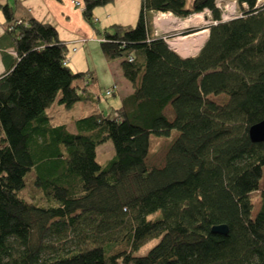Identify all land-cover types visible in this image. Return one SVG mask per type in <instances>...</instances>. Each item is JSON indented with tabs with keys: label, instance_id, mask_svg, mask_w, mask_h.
<instances>
[{
	"label": "trees",
	"instance_id": "1",
	"mask_svg": "<svg viewBox=\"0 0 264 264\" xmlns=\"http://www.w3.org/2000/svg\"><path fill=\"white\" fill-rule=\"evenodd\" d=\"M112 1L85 0L83 17L134 91L75 133L48 115L59 95L67 110L95 100L75 85L68 45L0 3L16 55L0 77V264H264V141L249 137L264 120V5L236 0L243 17L222 22L215 0H142L135 26L102 31L93 11ZM205 9L217 23L195 57L155 36V14ZM173 131L163 164L148 166L151 135Z\"/></svg>",
	"mask_w": 264,
	"mask_h": 264
},
{
	"label": "crops",
	"instance_id": "2",
	"mask_svg": "<svg viewBox=\"0 0 264 264\" xmlns=\"http://www.w3.org/2000/svg\"><path fill=\"white\" fill-rule=\"evenodd\" d=\"M73 1L74 0H0V3L11 6L15 11V17L17 19L35 18L54 25L57 28L59 39L68 45L70 50L69 63L67 65L74 73L84 74L82 78L77 80H82V85L77 86L81 89L85 88L95 98V92H93L90 87L92 82L98 81V66L89 60V56H91L92 50L95 51V53L96 50H98L97 55L101 56L98 57L99 61L101 60L102 63L105 61L100 49V41L102 39L83 17L85 0H76L83 4L82 8L76 7ZM114 1L116 0H113L111 3L114 4ZM140 11L141 7L137 9L135 7V10L134 8H125L120 12H115L113 7L108 4L95 8L93 15L97 21V26L103 31L104 29H108L107 25H111V27L113 25L134 26ZM156 15L157 14H155L153 18L155 36L164 38L168 43L167 38L163 37L162 34L158 32V28L155 25ZM6 27L5 17L0 10V77L6 73L10 62L16 57L13 48L8 44V38L5 37ZM90 43H92V50L88 48L87 51L85 47ZM174 51L180 53L177 49ZM105 62L108 70L107 73L109 74L107 79L109 80V77L112 79L108 85L110 88L114 86L117 87L114 95L118 94L121 90H123L124 93L121 97V104L118 107L120 108L122 100L126 96L132 94L134 88L123 76L121 68L122 60L111 63ZM77 81L75 83H77ZM118 108H116L114 112Z\"/></svg>",
	"mask_w": 264,
	"mask_h": 264
},
{
	"label": "rangeland",
	"instance_id": "3",
	"mask_svg": "<svg viewBox=\"0 0 264 264\" xmlns=\"http://www.w3.org/2000/svg\"><path fill=\"white\" fill-rule=\"evenodd\" d=\"M190 1V0H189ZM141 0H116L114 1V4L110 3L109 6L113 7V10L122 11L125 8H134L136 9L141 7ZM259 7L264 5V0H260L257 4ZM238 13L244 15V10H247V7L240 6L238 4ZM161 14V13H160ZM160 14L156 15V18L160 16ZM197 15L202 16L201 12L196 13ZM190 15L189 17L185 19H180L181 22L187 21V20H192L195 19L194 15ZM204 19V22L198 23V24H190L188 26H180V23H177L175 26L169 25L166 26V28L159 30L162 34L163 37L167 38L168 45L170 46V41H175L181 37H190V39L194 38L193 35L196 33L203 31V30H208L209 31V26L212 25V15L207 16L204 15L202 16ZM208 17V18H207ZM243 17V16H242ZM178 18V17H177ZM138 20V18H137ZM135 21V25L136 22ZM117 24V23H116ZM131 25V24H129ZM134 25V26H135ZM128 26V25H127ZM107 28L110 30L111 25H107ZM205 28V29H204ZM189 39V40H190ZM207 40V39H206ZM205 40V41H206ZM205 43V42H204ZM203 46V45H202ZM92 43L86 45L85 49L88 51V48L91 49ZM170 48L174 51L175 48L170 46ZM202 48V47H201ZM92 50V49H91ZM187 51L185 53H177L181 54L180 56L182 57H195L199 51L195 54H193L192 48H187ZM190 50V51H189ZM98 50L91 51V56H89V60H91L95 65H97V76H98V81L97 82H92L90 89L95 92V100L89 103H79L77 104L74 108L67 110L63 106L59 104V99L61 98V95L58 96L57 100L55 103L49 108L48 110V115L51 118V121L54 125H66L68 130L72 133L76 132V127H75V120L85 118L87 116H90L94 113L97 112H104L105 114H113L114 110L118 108L121 104V97L123 96V90L119 91L118 94L114 95L112 94L111 96H106V91L110 89V82L112 79L109 77V80L107 79V76L109 75L107 72L106 68V60L101 62L99 61L98 57L100 55H97ZM101 57V56H100ZM104 58V57H103ZM102 58V59H103ZM111 80V81H110ZM109 81V82H108ZM75 85H82V80L77 81ZM116 89L117 87L114 86ZM121 88V86H120ZM116 113V112H115ZM166 114L170 119L173 118V114L171 109H168L166 111ZM177 131H173L169 137H160V136H155L151 135L150 138V151H149V156L147 159V165L148 166H160L163 164L165 153L169 147V145L173 142V140L177 136ZM114 146L111 140H108L101 144L98 149H97V161L101 165H105L109 160H111L114 157ZM264 186V181L261 183V188ZM33 192L29 189V199L32 196ZM252 203L255 207L254 215L257 213L260 207V202H261V192H255L251 196ZM152 218V217H151ZM158 243V239L151 240L145 246L141 249L139 252L140 255H145L152 247H154Z\"/></svg>",
	"mask_w": 264,
	"mask_h": 264
},
{
	"label": "bare ground",
	"instance_id": "4",
	"mask_svg": "<svg viewBox=\"0 0 264 264\" xmlns=\"http://www.w3.org/2000/svg\"><path fill=\"white\" fill-rule=\"evenodd\" d=\"M208 18V17H207ZM171 20L169 21L168 18L164 17V16H158L155 19V25L156 27L161 30L166 28V26L169 25H173L175 26V24H171ZM204 22V19L202 16H197L195 19L192 20H187L184 22H181V24H179L180 26H188L190 24H198ZM205 29V28H204ZM209 35V31L208 30H203L200 31L198 33H196L195 35H193L194 38L190 39V37H181L175 41H170V46L174 47L175 49H177L179 52L181 53H185V51H187V48H192V52L193 54L197 53L202 45L204 44L205 40L208 38ZM190 39V40H189ZM190 51V50H189Z\"/></svg>",
	"mask_w": 264,
	"mask_h": 264
},
{
	"label": "built area",
	"instance_id": "5",
	"mask_svg": "<svg viewBox=\"0 0 264 264\" xmlns=\"http://www.w3.org/2000/svg\"><path fill=\"white\" fill-rule=\"evenodd\" d=\"M74 5L76 7L82 8L83 4L79 1L74 0L73 1ZM215 5L216 8H218L221 11V21L225 22V21H229V20H233L236 18H241L243 15L240 13H238V2L236 0H215ZM243 7H247L245 4L243 5ZM202 16L207 15V16H211L212 13L209 9H205L203 12H201ZM160 16H164L166 18L169 19V21L171 20V24H177L180 23V19L173 16L170 13H161ZM199 15H194V17L196 18ZM217 22L212 21V24H216ZM169 26V23H168ZM82 41V40H81ZM69 63V57L66 59L65 64ZM116 91V88H110L106 91V96H111L112 94H114Z\"/></svg>",
	"mask_w": 264,
	"mask_h": 264
},
{
	"label": "water",
	"instance_id": "6",
	"mask_svg": "<svg viewBox=\"0 0 264 264\" xmlns=\"http://www.w3.org/2000/svg\"><path fill=\"white\" fill-rule=\"evenodd\" d=\"M249 137L255 143H260L264 141V120L250 127ZM213 232L219 234H227L228 227L226 225L216 226L213 228Z\"/></svg>",
	"mask_w": 264,
	"mask_h": 264
}]
</instances>
